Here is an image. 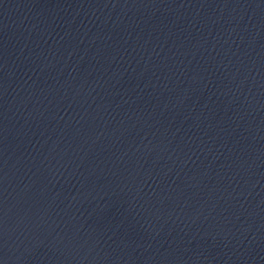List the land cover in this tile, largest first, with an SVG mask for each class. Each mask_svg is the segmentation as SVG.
Segmentation results:
<instances>
[{
    "label": "water",
    "instance_id": "water-1",
    "mask_svg": "<svg viewBox=\"0 0 264 264\" xmlns=\"http://www.w3.org/2000/svg\"><path fill=\"white\" fill-rule=\"evenodd\" d=\"M0 264H264V0H0Z\"/></svg>",
    "mask_w": 264,
    "mask_h": 264
}]
</instances>
